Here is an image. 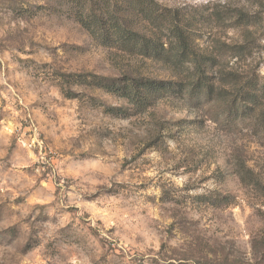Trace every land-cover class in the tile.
<instances>
[{"label": "rangeland", "instance_id": "rangeland-1", "mask_svg": "<svg viewBox=\"0 0 264 264\" xmlns=\"http://www.w3.org/2000/svg\"><path fill=\"white\" fill-rule=\"evenodd\" d=\"M155 1L193 52L246 44L227 71L264 78V0ZM226 10L257 18L251 35ZM112 53L59 1L0 0V264H264V140L178 97L138 111L93 87L177 80Z\"/></svg>", "mask_w": 264, "mask_h": 264}, {"label": "trees", "instance_id": "trees-1", "mask_svg": "<svg viewBox=\"0 0 264 264\" xmlns=\"http://www.w3.org/2000/svg\"><path fill=\"white\" fill-rule=\"evenodd\" d=\"M51 1H59L70 19L114 56L118 52L124 58L162 63L175 71L177 79L153 83L128 75L112 84L94 81L93 87L125 99L138 111H145L152 101L178 97L191 108L202 111L207 120L221 128L230 131L251 129L264 140V78L246 80L233 70L228 72L225 66L228 53L244 55L248 51L246 44L229 48L228 52L215 47L213 53L198 55L193 52V42H190L180 16L161 8L155 0H122L121 4L112 0ZM229 13V10L221 12L217 18L222 23L230 21L234 29L251 35L257 18ZM127 15L140 18L142 24L152 26L158 34L142 30L137 22L132 25ZM66 94L72 98L71 94ZM221 199L215 206L230 203L228 198Z\"/></svg>", "mask_w": 264, "mask_h": 264}]
</instances>
